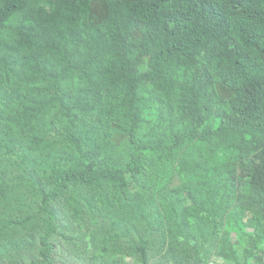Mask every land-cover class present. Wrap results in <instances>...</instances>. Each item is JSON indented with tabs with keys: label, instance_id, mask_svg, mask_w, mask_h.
I'll return each mask as SVG.
<instances>
[{
	"label": "trees",
	"instance_id": "obj_1",
	"mask_svg": "<svg viewBox=\"0 0 264 264\" xmlns=\"http://www.w3.org/2000/svg\"><path fill=\"white\" fill-rule=\"evenodd\" d=\"M59 243L264 264V0H0V264Z\"/></svg>",
	"mask_w": 264,
	"mask_h": 264
},
{
	"label": "rangeland",
	"instance_id": "obj_2",
	"mask_svg": "<svg viewBox=\"0 0 264 264\" xmlns=\"http://www.w3.org/2000/svg\"><path fill=\"white\" fill-rule=\"evenodd\" d=\"M82 5H83V3H82ZM86 7H87V5L84 4V10L87 9ZM85 13H87V10H85ZM58 214H59V218L62 221L61 222L59 219V223H61V226H63L65 223L68 224V228H66L64 230V233L66 235H69V236L76 235L77 232H75L74 229H71L69 226L70 219L67 217H63L64 214L61 212H58ZM235 218L237 219V216H235ZM232 223L235 224V226L231 230L232 231L231 237L236 243L238 242V236H239V233L241 231L252 232L248 227L245 226L244 222H242V221H235V222L233 221ZM242 239L246 240V236H244ZM59 248L60 249L58 251V254L56 255V258H58L57 264H84L83 262H75V263L70 262L69 257H67V248L65 247L64 244L59 243ZM23 254H24L23 264H29L30 258L35 255V252L31 251V250H26L23 252ZM159 264H167V263H164V261L162 260V261H159ZM169 264H171V263H169ZM209 264H226V263L223 259L216 257V256H212V258H210V260H209Z\"/></svg>",
	"mask_w": 264,
	"mask_h": 264
}]
</instances>
